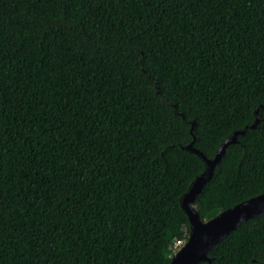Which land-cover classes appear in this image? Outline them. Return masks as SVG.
Listing matches in <instances>:
<instances>
[{"label": "trees", "instance_id": "trees-1", "mask_svg": "<svg viewBox=\"0 0 264 264\" xmlns=\"http://www.w3.org/2000/svg\"><path fill=\"white\" fill-rule=\"evenodd\" d=\"M246 127L202 220L264 194V0H0V264H169L187 147ZM209 256L264 264V214Z\"/></svg>", "mask_w": 264, "mask_h": 264}, {"label": "water", "instance_id": "water-1", "mask_svg": "<svg viewBox=\"0 0 264 264\" xmlns=\"http://www.w3.org/2000/svg\"><path fill=\"white\" fill-rule=\"evenodd\" d=\"M258 122L257 119L250 128H255ZM246 129L248 127L245 130L235 132L233 136L221 144L214 159H208L203 153L195 149L194 142L187 147L189 151L196 153L205 161L207 168L205 174L197 177L183 197L182 209L191 225V233L169 264H215L209 256L211 250L239 226L264 214V194L241 202L208 221L202 220L194 207L205 185L213 178L215 169L225 155L226 150L231 145L238 143V137L243 135Z\"/></svg>", "mask_w": 264, "mask_h": 264}, {"label": "rangeland", "instance_id": "rangeland-1", "mask_svg": "<svg viewBox=\"0 0 264 264\" xmlns=\"http://www.w3.org/2000/svg\"><path fill=\"white\" fill-rule=\"evenodd\" d=\"M178 217L180 220H184V215L182 213H179ZM185 242L186 241L176 244L175 247L170 250L171 258H173L179 252V250L183 247Z\"/></svg>", "mask_w": 264, "mask_h": 264}, {"label": "built area", "instance_id": "built-area-1", "mask_svg": "<svg viewBox=\"0 0 264 264\" xmlns=\"http://www.w3.org/2000/svg\"><path fill=\"white\" fill-rule=\"evenodd\" d=\"M180 243H182V242H180Z\"/></svg>", "mask_w": 264, "mask_h": 264}]
</instances>
